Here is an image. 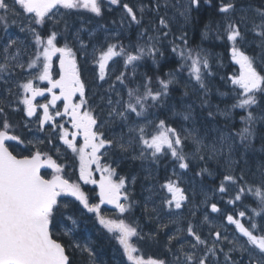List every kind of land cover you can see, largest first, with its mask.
Segmentation results:
<instances>
[{"label":"snow or ice","instance_id":"1","mask_svg":"<svg viewBox=\"0 0 264 264\" xmlns=\"http://www.w3.org/2000/svg\"><path fill=\"white\" fill-rule=\"evenodd\" d=\"M108 4L121 6L129 20V25L135 24L143 27L146 5L141 4L136 9L128 3H122V0H108ZM205 5L211 7L212 0H187V3L180 5L177 10L185 24H190L195 20L193 14L199 13ZM60 9L68 12L86 10L96 16H101L103 6L102 0H0V29L5 33L2 48L4 62L0 63V82L4 85L11 83L16 75V69L31 70L29 79L14 84V87L22 92V96L20 93L16 94L15 102L24 105L26 115L33 117L37 111V105L33 103L36 97L44 96L45 93L51 95L48 103L38 106L43 109V117H38V131H43L46 124L50 125L53 133L59 130V140L79 161V180L84 184L98 185L100 202L90 203L80 184L64 177L62 173L66 165L57 162L59 156L53 159L51 155L40 149L39 145L45 143L43 139L33 134L34 139L29 140L18 133L17 126L9 120L6 109L12 111H20V109L13 107V101L5 102V99L0 97V264H73L69 249L79 251L81 254L86 253L90 264H97L99 251L93 247L95 241L91 239V233L86 227L87 221L80 219L87 213L95 214L99 224L122 247L123 254L131 264H168L162 259L151 257L144 259L140 255H134L139 252V249L131 243L132 238L155 240V234H142L138 226L126 223L123 218L124 214L131 212L135 202L130 199L131 193L127 188L129 180L127 177L119 176L112 164L119 167L120 163L127 159L139 160L142 163L149 161L151 164L159 165L162 158L170 157L180 170L187 171L193 160L205 161L223 156L225 144L230 165L237 163L231 160L232 153L239 147L247 151L257 138L258 119L264 122V115L257 117L251 110L254 107H261V100H264V74H262L264 68L258 71L257 58L249 56L243 47L248 42L246 31H242L241 26L249 30L250 18L247 15L249 9L244 6L238 9L237 0H219L218 3L217 11L225 19L223 35L231 44V59L239 65L240 69L239 75L228 77L234 86L233 92L236 94V101L231 107L244 109L247 112L246 116L241 117L245 126L236 133L239 145L235 143L233 136L224 137L221 134L220 147H217L216 143L206 144L195 129L178 131L171 127L165 119H159L158 122L149 119L150 108L166 109L169 107L170 88L180 84L176 71L165 73L166 79L157 76L155 89L152 87L153 77L145 73V81L142 85L128 88L127 100L123 97L115 101L108 98L107 119H101L99 114H96L95 108L88 105L86 85L81 79L77 66L76 51L67 42V37H65L63 47L57 46L60 33L56 29L62 22L65 23V32H67L64 14L60 12ZM158 9L159 4L157 3L156 10ZM253 11L259 17V22L251 20L250 31L259 40L257 44L261 49L259 59L260 63L264 64V8H256ZM237 13H239L238 17ZM18 21H27L20 31L31 33L36 45V51L29 57L26 66L20 61L19 45L23 41L8 35L9 27L17 24ZM49 22L51 30L45 39L35 26L45 28ZM219 28L220 25H217L218 39L221 38ZM165 29H169V21L161 16L159 25L153 27L157 35H148L149 29L145 27L141 36L147 35V41L142 45H137L132 51L118 44H108L106 49L93 48L91 55L93 62L98 65L99 79H105L108 63L116 56L124 57L125 68L131 65L133 75H135L137 62L146 57L151 59L156 69H159L161 59L166 58L165 52L158 46L169 35L170 30L165 31ZM205 29L203 36L207 38L209 25H205ZM186 35L187 33H182L178 37L184 47L177 45L175 41H170L171 51L183 61L179 71L187 68L189 79L195 81L199 90L206 95L208 86L205 81L213 74L208 54L203 49L187 47ZM73 38L79 42L80 50L87 56L88 45L79 39L78 33ZM13 48H16L15 52L11 51ZM57 54H59V78L54 79L52 64L53 57ZM125 79L123 72L116 77L121 85H124ZM35 81H46L48 86L38 87ZM112 87L110 85V88ZM184 87L187 88V85ZM56 90H59V94ZM6 91L9 96L13 95L11 87ZM187 94L185 92V95ZM77 96L78 102H74V97ZM61 100L63 101V112L57 110L55 116L70 118L71 127L75 129L71 133L63 124L55 123L54 116L50 114V108H56L57 101ZM201 103L202 106L206 105L207 100L204 99ZM174 114L182 116L185 121L193 119L191 105L184 112ZM222 114L227 115L228 113ZM208 115L213 116L214 114L209 111ZM117 122H119L120 129L118 132L109 127ZM24 126L28 127L27 122ZM125 128L127 132L124 131ZM78 136L83 137L82 144L77 143ZM261 139L264 140V135ZM12 141H15L17 145H23L28 154H14V151L10 150L15 147L9 143ZM188 142L191 144V151H186L189 147ZM48 143H52L50 137ZM55 151L59 154L60 149L56 148ZM102 158L110 159L112 163L102 164ZM93 165H95V171L101 173L98 181L93 178ZM41 168L53 170L50 179L41 174ZM205 172L211 175L207 168H202L197 174L201 175ZM173 175H176L175 168H173ZM113 177H118V179H113ZM238 179H243V176L237 178L231 174L224 175L218 191L222 194L226 193L228 191L226 184H236ZM135 182L136 177L132 176L130 183L134 185ZM161 187L172 194L171 199L164 201L169 210L173 206L175 209H180L182 203L188 199L183 189L171 179ZM246 193L254 194L259 198L261 211L257 212L253 209V213L255 216H260L261 212H264V182L255 187H239L228 203L235 205ZM67 197H72L74 200H69ZM77 201L82 207L74 209L73 206ZM105 203L114 206L120 214L118 218L111 219L101 215L100 205ZM210 207L212 213L220 212L216 203H212ZM77 210L79 216L76 214ZM145 211H148L147 205H145ZM151 211L156 212V209L153 208ZM192 215L194 216L195 212ZM238 216L245 217L246 212L240 211ZM225 219L228 224L235 225L241 235L247 238L243 244L238 240H229L228 236L218 229H210L211 243H209V239L204 238L189 222L186 229L178 228L176 234L168 237V251L173 255L172 264H219L220 254H223L224 264H237L232 256L235 251H240L242 254L247 253V264H264V223L257 224L252 217H249L246 227L233 214H227ZM204 220L208 222L207 215ZM82 225L85 226L81 232ZM165 227L167 225L160 224L157 231ZM184 233H186L183 238L187 241V250L185 244L180 243L179 248L173 251L172 242L179 241ZM58 234L69 238L67 246L54 238ZM189 237L191 240H188ZM225 242L232 245L227 252L221 246ZM198 252L202 254L198 255ZM99 264H104V261L100 260Z\"/></svg>","mask_w":264,"mask_h":264},{"label":"rangeland","instance_id":"2","mask_svg":"<svg viewBox=\"0 0 264 264\" xmlns=\"http://www.w3.org/2000/svg\"><path fill=\"white\" fill-rule=\"evenodd\" d=\"M151 1H152V5L147 10V14L148 15L151 14V16H148L145 18L146 23L144 25V27H147L149 29L148 35H157L156 31L153 30V27L158 26L159 25V18L161 16H164L165 19H167L169 21V29H165V30H170V35H171L170 38H173V40L175 41V43L177 45L184 47V45L182 44V42L178 38L180 36L179 32H176L174 28H171V26H172V24H175L176 22L180 23V22L184 21L182 18H180V20L177 19V17L180 16L177 9L180 5L186 4L187 0H151ZM157 3L159 4L158 11L156 10ZM174 5L176 7H174ZM248 9H249V11H248L247 15L249 16L250 21L255 20L258 23L259 17L256 16L255 12L252 9H250V8H248ZM238 16H239V13H237V17ZM17 23H21L23 25V24H26L27 21H25L23 23L21 21H18ZM121 24L124 25L125 22L123 21ZM21 27L22 26H19V24H17V26L10 27L8 29V35H11L13 38H19L20 41H23V43L19 45L20 52H21L20 61L25 64L26 59L24 56V49H25L26 44H27V34L25 32L20 31ZM242 27H243V31H246V39L248 42L243 47H246V45L249 46L251 44H258V42H259L258 38L254 37V36H247V32L249 30H245L243 25H242ZM82 31H83L82 26H76L74 28L73 33L74 34H76L78 32L81 33ZM139 31L141 34L142 31L141 30H139ZM113 34L116 35L117 32L113 33ZM90 36H94V33L90 34ZM109 36H110V34L103 33L101 40L103 42L107 41L109 39ZM4 37H5V33L3 31L0 34V63L4 62L3 61V53H2V48H3V44H4V40H3ZM138 37H136V39ZM78 44H79V42H78ZM93 48L100 49V46H99V44L92 42L91 46L87 47V50H86L88 53L87 56L90 57V60H89L90 63L94 64L98 68V65L93 62V57L91 55L93 52ZM244 49L246 50V48H244ZM206 50H207L206 53L208 54V58L210 59V61L212 63H217L219 65H222L223 62L221 61V58H220L222 51H220V50L218 51L215 49H209V48H206ZM11 51L15 52L16 48H13ZM82 53L84 54L83 51H82ZM57 56H59V54H57L53 58L56 59L58 61V64H59V59ZM250 56L256 57L257 58L256 64L260 65L261 68H264V64L260 63V59H259L260 54H258V56H254V55H250ZM113 59H114V57H113ZM113 59L111 61H109V63L112 62ZM227 63L228 64L232 63L233 65H235V67L233 69L234 70L233 75H239V71H240L239 65L235 64V62L231 59V56L227 59ZM17 71H18V69L15 70V72H17ZM113 71H114V68L109 70L108 73L105 75L104 80L99 79V77H98L99 71L97 73L98 78L92 77L90 79V87H88V92H87V96H86L88 99L89 106H91L95 109L99 108V109H101V111H103V110L108 111L109 110V106L107 104L108 98H111L113 101H115V100L123 97V99L126 100V97L124 95V92L126 91L125 85H121L116 80V77L112 75ZM258 71H259V67H258ZM22 76L24 77V79L30 78L29 73L24 74ZM177 79L180 81V84L178 85V87H182L183 89H186L188 93H192L195 97H198L200 94H204L203 91L199 90L198 85L195 84V81H192V80L186 79V78H182L180 75H177ZM12 80L13 81L10 85L8 84V85H5V87H0V97L4 98L5 102L11 101V99L9 98V95L7 94L6 89L11 87L12 91H13V95L15 94V90L17 89L16 87H14V84L17 82V80L14 78H12ZM1 83L2 82H0V84ZM211 83H212V85L210 84V86L212 88L209 86V91L207 92L206 95L204 94V96L207 98H213V96H212V95H214L213 90H216L217 91L216 93L220 97H223V95H222L223 93L219 89V88H221V84L217 83L215 80H212ZM110 85H112L113 87L110 88ZM184 85H187V88H185ZM193 88H196L197 92ZM181 91L182 90L174 91L171 93V95H170L171 98L168 101L169 107L166 108L168 110V112L165 116L167 118H172L170 120H172L174 122H179L180 119L183 120L182 116L176 115L174 113H177V112L182 113L188 108L189 105H191L193 119L190 121L183 120V123L181 124V128L178 129V131H183L184 129H188V130L195 129L197 131V133L204 139V142L206 144L216 143L217 147H220L219 138H220L221 134H223L224 137H228L231 135L235 138V143L237 145H239L238 137L234 136L230 132L225 131L223 128L220 127L223 125L220 124L218 122V120L214 119V117H218L219 119H222L217 115V113H219L222 116H226L225 114H222V113H226L225 111L220 110L217 106L210 104V102L206 98V100H207L206 106L209 108L211 106H213V109H210L209 111H211L214 114L212 116V119L215 122L214 123L211 121L210 117L207 114L198 110L197 105L194 102L188 101L189 99H187V98L192 97V95L189 94L190 96H188L186 98L183 96L185 94L181 93ZM117 93H119V95H117ZM89 95H90V98H88ZM157 112H158V109H153L154 114H156ZM261 115H264V112H262ZM151 119L153 120V117ZM140 122L142 123L143 121L141 120ZM118 123L119 122H117V124L110 125L109 127L112 128L114 126L113 129H115L118 132V131H120V129L118 127ZM258 123L260 125L264 126V122L259 121V119H258L257 124ZM124 131L126 132L127 129L125 128ZM188 143H189V147L186 149V151H191L192 150L191 144H190V142H188ZM138 150L139 149L137 148V152H138ZM248 152H249V149L247 151H245L243 147H239L238 150L234 151L231 155V160L236 161L237 163L230 165L229 158H228L227 145L225 144V146L223 148V156H217L215 159H206L205 161H199V160H193V161L195 163L201 162V164L203 165V168H207L209 170V172L211 173V175H213L215 173L217 174L218 172L233 171L235 169H238L241 173H243L247 177L251 178L252 180L264 182V178H262L263 171L260 168V165L262 162H258V163L253 164L252 158H250V159L248 158V155H249ZM252 152H254V151L252 150ZM130 165L133 166V163L131 161H130ZM138 165L139 166H138V169L136 171V174H137V178L140 179V183H141V189H140L141 198L140 199H141L142 203H144V205L142 206V212L144 214H149V213H147L148 211L147 212L145 211V205H148V204L151 206L152 209L153 208L156 209V212H153L155 215V218H153L152 215L149 214L151 216L147 220L148 223H151V225L153 226L151 228L152 232L150 231L148 234H155L156 235L155 239L157 237H160L159 239H160V241H162L163 247H166V249H168V247H169L168 237L176 234L178 228H185L186 229L187 224L189 222L194 224L195 220L193 219V216L189 214L181 222L180 213L174 212L175 207L173 206L171 208V210H169V208L165 206L164 201L166 199H171L172 194L169 193L167 191V189H164L165 196L162 197L160 192H158L157 188L160 185H156V183H155L157 174L155 171L154 172L152 171V169H151L152 164L149 161H147V162H143V163L140 162V164H138ZM175 171H176V176L179 179V181H175V182L177 183V185L179 187L185 186L186 190H188L190 193H192L194 195L193 196L194 198L197 195L201 196L202 204L201 205L197 204L195 206V209H196L195 211H197V214H199V219L195 223L196 229H198L200 232H204V230L206 229V222L204 220V217L206 215L208 216V220L210 222V225L218 224L216 222L217 219L212 217V214L210 216L207 213L206 208H204L203 204H209V202L211 200H215L219 204L222 203L224 206L223 209L224 208L227 209V212H228V210H229L228 207L232 206V204H229L228 201L236 194V192L238 191L239 188H233V184L228 183V184H226V188L228 189V191L226 193L222 194L218 191L219 187L216 190L213 188L214 186L209 187L207 185H204V184L200 183L198 180H196L191 174L185 172L184 170L175 169ZM214 171H215V173H214ZM154 174H156V175L154 176ZM100 176H101V174H99V179H100ZM96 186H98V185H96ZM247 186H251V185L248 184ZM255 186L256 185H254V187ZM203 187H204V189H203ZM214 203H216V202H214ZM105 207L106 208H114V206L110 205V204H106ZM148 210L150 211L151 209H148ZM160 224H165V225H167V227L157 231ZM223 224H225V223L223 222ZM232 226H233L232 229L234 230L233 231L234 234L237 235L234 238L236 240H238L239 243L243 244L247 238L243 237L241 235V233L236 229L235 225H232ZM101 227L103 228L102 225H101ZM169 230H171L170 234H169ZM160 231H162L163 234H158ZM168 234H169V236H168ZM185 234L186 233H184L182 235V237L180 238L179 241L174 240L172 242V245H176V246L179 245L180 246V243H184L185 248H186L187 247V241H185L183 238V236ZM256 234L259 235L260 233H256ZM151 241H153V240H151ZM171 248L173 249V251H176L178 249V247H173V246H171ZM171 254L172 253H169L168 255H171ZM232 255L236 257L239 255V252L235 251L232 253ZM123 256H124L123 252L119 253L118 260H121V258ZM117 264H121V263L117 262ZM123 264H125V263H123Z\"/></svg>","mask_w":264,"mask_h":264},{"label":"trees","instance_id":"3","mask_svg":"<svg viewBox=\"0 0 264 264\" xmlns=\"http://www.w3.org/2000/svg\"><path fill=\"white\" fill-rule=\"evenodd\" d=\"M122 2H123V0H122ZM218 3H219V0H212L211 7H209L208 5H205L199 13L193 14L195 17L194 22L185 25L184 30H185V33H187L186 39L188 41L187 46L189 48H192V49L210 48V49L220 50V51L224 52L225 55H228V53H229V51H228L229 42L227 41L226 36L223 35V32H224L223 18L224 17L221 14H219L217 11ZM237 4H242V5H245V6L250 7V8H264V0H237ZM205 25H209L207 38H204V36H203V33L206 30ZM217 25H220L219 32L221 33V38H219V39L217 38ZM250 50L253 53L261 52V49L255 45H253L250 48ZM165 57L166 58L161 59L159 69H156L152 64L149 68L147 75L153 77L152 87L154 89L157 87V84H156V77L157 76L166 79L167 78L165 76L166 71H169V70L177 71L180 68L178 61L175 59V57L173 56V54L171 53V51L167 47H166ZM230 70H231V66H228V68L224 69V72L226 74H229ZM181 88L182 87L171 86L170 95H171V92L180 91V90H182L181 93L185 94V92H187V90L183 89V88L181 89ZM189 94L192 95V97L187 98L188 96H190ZM183 96L186 97L187 99H191V98L195 97L192 93H188L187 95H183ZM212 96L214 97V95H212ZM232 98L233 97L231 96L227 100H223L221 102L223 104H228V102H231ZM235 101H233V104L235 103ZM260 109L264 110V100H261V107H259V108L254 107L251 110L253 111V110H260ZM232 110H233L232 113L235 116V121H234V124H232V125L227 124V126L229 127L230 130H232L236 134L242 129L241 128L242 122H241V120H239L238 114L244 113L246 111L244 109H240V108H235V109L232 108ZM162 117L164 118L165 116H162ZM260 130H264L263 125H262V128H260ZM260 133L261 132H258V134H260ZM263 135H264V133H263ZM262 145H264V140H262L260 135H259L258 140L253 141L252 146L250 147L254 152H252V150L249 148L248 158L249 159L252 158V161L256 160V158L261 159L262 163H263V168H264V147H262ZM256 154L261 156V158L257 157ZM166 162L167 163H166L165 167H167L169 164H173L170 157H166ZM192 171L195 174V176L198 179H200L202 182H204L208 185H213V186H216L217 183L223 179L224 175L231 174L230 172L226 171V172H222L216 176L208 178L205 173H203L201 175L197 174L201 171V169L198 166L193 167ZM231 175H234V174H231ZM165 176H166V178H171V175H169L168 172L165 174ZM236 185H237V188L242 186L239 179H238V182L236 183ZM258 202L260 203V201H258ZM135 214H136V212H135L134 208H132L131 212L125 213L123 218H125L126 223H131L132 218H133V216H135ZM119 215L120 214L118 212H116V214L110 213V214H108V218L116 219L119 217ZM60 239L64 242V239H62V238H60ZM93 239L95 241L93 246L98 249V251H99V253H101V255L102 254L105 255V258H106L104 260V257L98 256L97 262H98V260H103L105 264H113V260L109 254V251L111 250L113 245H115L113 242H115L117 244V241L115 239L111 238V234H109L106 231V229H104V228H103V230H100L99 233H97V232L93 233ZM132 244L134 246L136 245L135 242H132ZM143 244L144 245L142 248L144 250L145 257L159 256L158 254L155 255L149 251L148 242L143 241ZM71 258L73 260V264H90L89 257L87 256L86 253L81 254L78 251V254L75 256H72Z\"/></svg>","mask_w":264,"mask_h":264},{"label":"bare ground","instance_id":"4","mask_svg":"<svg viewBox=\"0 0 264 264\" xmlns=\"http://www.w3.org/2000/svg\"><path fill=\"white\" fill-rule=\"evenodd\" d=\"M140 29H136V30H134L133 32H132V35H133V37L136 39V37H138V36H140L141 34H140V31H139ZM210 49V48H209ZM219 51V50H218ZM172 93V92H171ZM167 112H168V110L167 109H158V114H160V115H162V116H166V114H167ZM169 117V116H168ZM168 119H172V118H168ZM214 119L215 120H218V122L220 123V124H222V125H224L223 123H224V120L223 119H219L218 117H214ZM223 122V123H222ZM246 155V154H245ZM257 155V154H256ZM247 156V155H246ZM245 156V157H246ZM257 157H259V158H261V156H259V155H257ZM258 158H256V160H254L252 163L253 164H255V163H258V162H262V160L261 159H258ZM260 168H261V170L263 171V173H264V168H263V163H261V165H260ZM215 172V171H214ZM220 173H222V172H218L217 174L215 173V174H213L214 176H216V175H218V174H220ZM208 185V184H207ZM204 186V185H203ZM209 187L210 186H213V185H208ZM201 188V187H200ZM203 189H204V187H203ZM207 192V191H206ZM236 192V191H235ZM209 195V194H208ZM231 196V195H230ZM244 205L246 206V207H249V208H253V207H255V202L254 201H252L251 199H244ZM220 206H221V209H222V213L223 214H225V213H227V209H223V204L222 203H220ZM202 210V209H201ZM193 212H195V215L193 216L192 215V213ZM193 212H191L190 213V215H192L193 216V219L195 220L194 221V226L196 227V225H195V223H196V221L199 219V214H197V211H193ZM202 214V213H201ZM204 215V214H203ZM204 223V222H203ZM204 225V224H203ZM197 231H199L198 229H197ZM200 232V231H199ZM201 234L203 233V232H200ZM182 237V236H181ZM160 237H157L155 240H153V241H149L148 242V244H149V246H148V248H149V251L151 252V253H153V254H158L159 256H162V255H168L169 253H171V252H169L168 251V249H166V247H163V245H162V241H160V239H159Z\"/></svg>","mask_w":264,"mask_h":264}]
</instances>
